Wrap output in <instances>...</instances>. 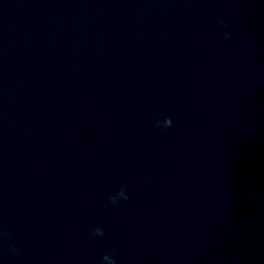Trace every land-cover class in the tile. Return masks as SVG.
I'll return each mask as SVG.
<instances>
[{"label":"clouds","instance_id":"clouds-1","mask_svg":"<svg viewBox=\"0 0 264 264\" xmlns=\"http://www.w3.org/2000/svg\"><path fill=\"white\" fill-rule=\"evenodd\" d=\"M218 23L220 24H226V21H224L223 19H220L218 21ZM230 34L229 33H225V38H227ZM172 125V118L171 117H166L162 122L161 121H157V127H164V128H167V127H170ZM124 199V200H128L129 199V196L128 194L126 193V191L121 188L119 190V192L116 193V195L114 196H111L110 197V200L112 202V204H117L118 200L119 199ZM94 236H103L104 232H103V229L100 228V227H97L93 230V233H92ZM11 250L12 251H15L16 248H15V245H12L11 246ZM102 260L105 261V262H108V264H116V259L114 256H112L111 254L109 253H105L102 257Z\"/></svg>","mask_w":264,"mask_h":264}]
</instances>
